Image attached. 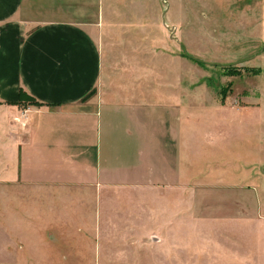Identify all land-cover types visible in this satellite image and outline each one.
<instances>
[{
  "label": "crops",
  "instance_id": "crops-1",
  "mask_svg": "<svg viewBox=\"0 0 264 264\" xmlns=\"http://www.w3.org/2000/svg\"><path fill=\"white\" fill-rule=\"evenodd\" d=\"M151 4L0 0V264H161L202 239L234 257L264 223V127L237 154L186 122Z\"/></svg>",
  "mask_w": 264,
  "mask_h": 264
},
{
  "label": "rangeland",
  "instance_id": "rangeland-1",
  "mask_svg": "<svg viewBox=\"0 0 264 264\" xmlns=\"http://www.w3.org/2000/svg\"><path fill=\"white\" fill-rule=\"evenodd\" d=\"M260 2L264 0H157L159 35L152 30L160 47L174 51L176 73L182 74V110L191 114L186 122L233 136L237 154L253 147L255 131L264 127V3ZM155 3L152 0L150 9ZM245 226L249 243L245 247L235 243L234 257L228 256L226 242L218 248L202 239L203 245H182V254L161 264H264V223L252 219ZM247 251V258L241 256Z\"/></svg>",
  "mask_w": 264,
  "mask_h": 264
},
{
  "label": "trees",
  "instance_id": "trees-1",
  "mask_svg": "<svg viewBox=\"0 0 264 264\" xmlns=\"http://www.w3.org/2000/svg\"><path fill=\"white\" fill-rule=\"evenodd\" d=\"M236 72H238L237 70L236 71H233L232 73L234 74V73H236ZM241 74V73H240ZM24 97H26V98H28L29 96L26 94V92H24L23 90H21V99L23 100V98ZM30 99H33L32 97H29ZM32 102H37V101H33L32 100Z\"/></svg>",
  "mask_w": 264,
  "mask_h": 264
}]
</instances>
